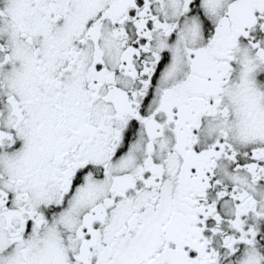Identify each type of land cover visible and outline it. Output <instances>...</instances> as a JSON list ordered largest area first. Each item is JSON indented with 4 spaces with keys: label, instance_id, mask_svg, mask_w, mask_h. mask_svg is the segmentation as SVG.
I'll return each mask as SVG.
<instances>
[{
    "label": "snow or ice",
    "instance_id": "snow-or-ice-1",
    "mask_svg": "<svg viewBox=\"0 0 264 264\" xmlns=\"http://www.w3.org/2000/svg\"><path fill=\"white\" fill-rule=\"evenodd\" d=\"M0 264H264V0H0Z\"/></svg>",
    "mask_w": 264,
    "mask_h": 264
}]
</instances>
